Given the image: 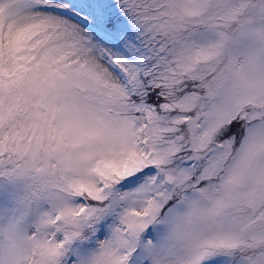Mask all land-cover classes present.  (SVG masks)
Here are the masks:
<instances>
[{
  "label": "snow or ice",
  "instance_id": "snow-or-ice-1",
  "mask_svg": "<svg viewBox=\"0 0 264 264\" xmlns=\"http://www.w3.org/2000/svg\"><path fill=\"white\" fill-rule=\"evenodd\" d=\"M0 264H264V0H0Z\"/></svg>",
  "mask_w": 264,
  "mask_h": 264
}]
</instances>
